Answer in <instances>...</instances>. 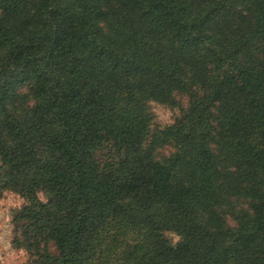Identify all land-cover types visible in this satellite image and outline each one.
Returning a JSON list of instances; mask_svg holds the SVG:
<instances>
[{
  "label": "trees",
  "instance_id": "16d2710c",
  "mask_svg": "<svg viewBox=\"0 0 264 264\" xmlns=\"http://www.w3.org/2000/svg\"><path fill=\"white\" fill-rule=\"evenodd\" d=\"M5 191L26 264H264V0H0Z\"/></svg>",
  "mask_w": 264,
  "mask_h": 264
},
{
  "label": "rangeland",
  "instance_id": "374dc122",
  "mask_svg": "<svg viewBox=\"0 0 264 264\" xmlns=\"http://www.w3.org/2000/svg\"><path fill=\"white\" fill-rule=\"evenodd\" d=\"M180 107L184 108L187 103V97L183 94L176 96ZM180 107H169L159 102L151 101L149 110L151 114L150 135L155 133L156 129L170 125L174 119L181 115ZM171 148L165 146L157 151V158L167 154ZM38 197L44 201L42 193ZM24 204V199L19 195L5 191L0 194V264H26L29 260L27 251L12 242L14 212ZM228 221H230L228 219ZM172 243H176L178 238L174 234H167Z\"/></svg>",
  "mask_w": 264,
  "mask_h": 264
}]
</instances>
